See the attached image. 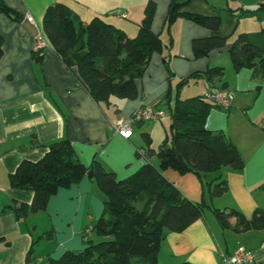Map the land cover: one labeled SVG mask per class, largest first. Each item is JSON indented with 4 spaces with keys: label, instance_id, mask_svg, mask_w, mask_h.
Segmentation results:
<instances>
[{
    "label": "crops",
    "instance_id": "0c3cea01",
    "mask_svg": "<svg viewBox=\"0 0 264 264\" xmlns=\"http://www.w3.org/2000/svg\"><path fill=\"white\" fill-rule=\"evenodd\" d=\"M57 1L66 3L83 23L100 17L131 37L138 32L149 1L156 4L152 30L161 34L165 43H169L171 34L173 45L170 50L153 53L143 76L136 80L137 97L113 98L107 104L91 96L79 80L77 67L69 68L44 34L46 11ZM262 1L191 0L184 11L219 16L220 27L214 30L179 18L168 33L164 22L171 0H0V4L20 15L14 18L0 8V237H4L0 240V264H53L52 260L60 259L68 250L84 249V234L91 233L104 210V194L97 182L86 175L52 195L45 211L20 219L10 208L3 211L15 201L31 203L33 199L31 190L11 186L10 174L23 160H39L50 144L67 138L78 159L87 166L98 160L106 169L115 171L119 179L130 176L149 159L137 155L138 151L146 154L144 132L151 135L153 145L154 138L164 137V132L168 137V129L160 126L163 119L135 123L132 136L125 138L116 130L117 122L130 118L142 105L164 109L169 91L174 93L180 78L209 66L225 68V74L214 83H226L235 99L228 110L212 107L205 125L223 133L238 147L244 167L234 170L225 166L203 177L206 185L218 175L226 178L228 190L221 196H212L209 186L204 187L193 173L163 170L186 197L194 201L206 199L211 208L184 230L168 232L159 260L163 264H222V253L244 245L256 252L257 264H264V229H225L212 211L235 207L250 218L258 207L264 209V79L255 77L249 68L235 72L229 54L238 33L258 31L264 26L263 11L238 16L230 9H254ZM28 14L35 22L27 20ZM40 35L44 40L39 39ZM215 35L226 37V44L196 56L193 39ZM195 80L202 86L196 95L204 94L205 80ZM170 122L169 117V125ZM149 160L159 164L156 156Z\"/></svg>",
    "mask_w": 264,
    "mask_h": 264
},
{
    "label": "trees",
    "instance_id": "16d2710c",
    "mask_svg": "<svg viewBox=\"0 0 264 264\" xmlns=\"http://www.w3.org/2000/svg\"><path fill=\"white\" fill-rule=\"evenodd\" d=\"M190 1L171 0L164 22L168 33L179 18L190 19L214 30L220 27L219 16L184 11ZM0 8L14 18H20L2 3ZM155 9L156 4L149 1L138 32L131 37L125 30L100 17L83 23L66 3L57 1L46 11L43 30L65 64L69 68L77 67L79 80L88 87L91 96L98 103L110 104L113 98L137 97L136 80L143 76L153 53L172 48L171 34L169 43H165L161 34L152 30ZM230 10L238 16H254L264 12V1L254 9L241 6ZM226 41V37L215 35L194 38L192 44L196 56H201L224 46ZM229 54L235 72L249 68L253 69L255 77L264 79V26L258 31L238 33ZM165 63L169 68L168 59ZM224 74L223 66H209L180 78L173 104L174 93L169 91L165 104L170 108V136L154 148L151 135L144 132L146 154L137 153L149 159L156 156L158 165L147 159L136 172L119 179L115 171L106 169L98 160L90 166L84 164L76 156L71 140L60 139L49 145L42 158L36 161L25 159L10 174L12 187L31 190L34 195L31 203L15 201L3 211L10 208L19 219L45 211L52 195L61 188L78 183L92 170V178L104 194L103 213L91 233L84 234V249L68 250L52 263L163 264L159 260V250L167 233L184 230L211 208L206 199L194 201L186 197L163 170L172 168L181 174L193 173L201 179L204 187L209 186L212 196H221L228 190L226 178L218 175L206 185L203 177L225 166L234 170L244 167L238 147L223 133L212 131L205 125L209 111L217 106L204 94L179 98L181 89L192 79L202 78L208 87L226 88V83L221 86L214 83ZM212 211L225 229L236 232L264 229V209L261 207L250 218L235 207L212 208ZM181 264L193 263L184 261Z\"/></svg>",
    "mask_w": 264,
    "mask_h": 264
},
{
    "label": "built area",
    "instance_id": "2783aa9c",
    "mask_svg": "<svg viewBox=\"0 0 264 264\" xmlns=\"http://www.w3.org/2000/svg\"><path fill=\"white\" fill-rule=\"evenodd\" d=\"M27 20L35 22L33 15L28 14ZM42 41L44 37L39 36ZM204 97L214 103L217 107L227 109L234 100V92L216 86L206 87ZM166 111L160 107L152 105H142L134 111L130 118L119 120L116 124V130L120 135L129 138L133 133V124L143 123L147 121H157L162 119ZM222 264H257L256 252L244 245H239L231 253L221 254Z\"/></svg>",
    "mask_w": 264,
    "mask_h": 264
},
{
    "label": "rangeland",
    "instance_id": "374dc122",
    "mask_svg": "<svg viewBox=\"0 0 264 264\" xmlns=\"http://www.w3.org/2000/svg\"><path fill=\"white\" fill-rule=\"evenodd\" d=\"M255 18L258 19L257 16ZM247 20H248V22H251L249 20V18ZM244 21H245V19H244ZM201 87H202L201 84L198 83V81L194 79L188 85L184 86L181 89V92L179 94V98H186L188 96L196 95L197 93H199L201 91ZM176 93L177 92H176V89H175L174 90V94H173L172 104L176 100ZM163 108L165 109L166 114L162 118L163 120L159 122V124H160L161 127H163V125L166 126V128L168 129L167 134L170 136V134H171L170 129H169L170 108H169V106L167 104H163ZM163 136L164 137H155L154 138V142H153V145H152L154 148H158V146L161 144V142H163V140H165L167 138L165 132H164ZM207 212H208V210L205 211V213H207ZM210 218H211V216H210Z\"/></svg>",
    "mask_w": 264,
    "mask_h": 264
},
{
    "label": "water",
    "instance_id": "95a60500",
    "mask_svg": "<svg viewBox=\"0 0 264 264\" xmlns=\"http://www.w3.org/2000/svg\"><path fill=\"white\" fill-rule=\"evenodd\" d=\"M88 175H89L90 177H92V175H93L92 170H90V171L88 172Z\"/></svg>",
    "mask_w": 264,
    "mask_h": 264
}]
</instances>
